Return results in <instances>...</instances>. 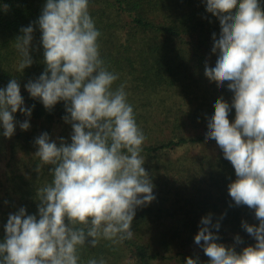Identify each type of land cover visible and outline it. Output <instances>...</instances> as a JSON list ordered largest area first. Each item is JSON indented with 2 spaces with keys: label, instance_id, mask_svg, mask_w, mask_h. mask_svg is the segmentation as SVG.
<instances>
[{
  "label": "clouds",
  "instance_id": "9594fccd",
  "mask_svg": "<svg viewBox=\"0 0 264 264\" xmlns=\"http://www.w3.org/2000/svg\"><path fill=\"white\" fill-rule=\"evenodd\" d=\"M206 11L219 20L213 33L214 67L205 63L204 75L233 93L231 104L222 96L208 119L207 140H215L234 170L228 193L236 206L255 210L258 226L242 222L255 238L254 246L237 252L217 243L212 214L202 217L194 242L209 264H264V9L259 0H205ZM7 10L8 6L3 5ZM41 35L45 69L25 85L46 110L63 101L65 123L71 124V143L47 132L35 138L34 171L50 166L51 182L36 191L38 215L21 207L9 214L0 241V264H80V249L95 248L101 240L116 246L133 238L136 209L153 202L154 185L141 155L146 140L138 126L125 85L113 88L119 75L101 58V33L89 13V0H46L35 21ZM15 38L18 70L33 64L30 47L34 26ZM34 107V105H33ZM235 109V120L229 113ZM30 117L17 79L0 88V128L5 138L15 134L17 112ZM23 131L28 120L19 123ZM231 207V205H230ZM223 219V215L221 216ZM237 243H242L239 236ZM203 242V243H201ZM86 264H106L103 257ZM198 264V257L186 258Z\"/></svg>",
  "mask_w": 264,
  "mask_h": 264
},
{
  "label": "trees",
  "instance_id": "16d2710c",
  "mask_svg": "<svg viewBox=\"0 0 264 264\" xmlns=\"http://www.w3.org/2000/svg\"><path fill=\"white\" fill-rule=\"evenodd\" d=\"M45 3L0 0V88L17 79L24 107L32 109L30 117L14 114L17 124L11 138L0 134V241L9 214L24 207L27 214L38 215L36 191L51 182L50 166L41 165L39 174L34 171L40 164L34 155L35 138L47 132L57 144L58 137L71 143V124L63 120L65 103L46 110L25 88L45 69L42 33L35 25ZM259 3L264 9V0ZM89 13L101 33V58L119 75L113 88L125 85L127 101L146 136L141 155L156 199L136 209L131 240L116 246L105 240L95 248L85 246L80 249V264L101 257L106 264H186L187 257L209 264L203 248L194 242L201 218L209 213L213 224L220 223L218 232L211 229L219 236L217 243L238 253L254 246L255 238L242 222L258 226L255 210L235 205L228 193L235 170L220 148L212 150L216 141L205 139L216 100L222 96L231 104L233 97L227 81L218 87L204 75L205 63L215 66L213 33L217 38L220 34L219 20L206 11L205 0H89ZM30 24L33 64L20 72L14 40ZM25 120L30 123L27 131L19 127ZM229 120H235L234 108ZM56 128L61 129L57 134ZM178 150L184 154L173 158Z\"/></svg>",
  "mask_w": 264,
  "mask_h": 264
},
{
  "label": "rangeland",
  "instance_id": "374dc122",
  "mask_svg": "<svg viewBox=\"0 0 264 264\" xmlns=\"http://www.w3.org/2000/svg\"><path fill=\"white\" fill-rule=\"evenodd\" d=\"M60 130H61L60 128H56V129H55L56 134H57ZM211 147H212V150H213L214 152H218L219 147H218V145H217L216 142L213 143ZM191 150H193V149H191ZM182 154H184V151H182V150H178L176 153H175V152L172 153V157H173V158H177L178 156H181ZM173 158H172V159H173Z\"/></svg>",
  "mask_w": 264,
  "mask_h": 264
}]
</instances>
